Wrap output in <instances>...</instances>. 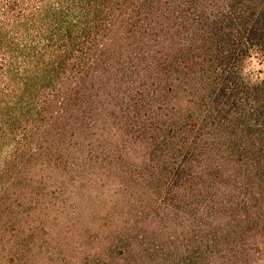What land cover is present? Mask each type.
<instances>
[{"label": "trees", "instance_id": "16d2710c", "mask_svg": "<svg viewBox=\"0 0 264 264\" xmlns=\"http://www.w3.org/2000/svg\"><path fill=\"white\" fill-rule=\"evenodd\" d=\"M0 264H264V0H0Z\"/></svg>", "mask_w": 264, "mask_h": 264}, {"label": "rangeland", "instance_id": "374dc122", "mask_svg": "<svg viewBox=\"0 0 264 264\" xmlns=\"http://www.w3.org/2000/svg\"><path fill=\"white\" fill-rule=\"evenodd\" d=\"M249 68L253 71H257L262 68V66L259 65V63L256 60H252L249 63Z\"/></svg>", "mask_w": 264, "mask_h": 264}]
</instances>
